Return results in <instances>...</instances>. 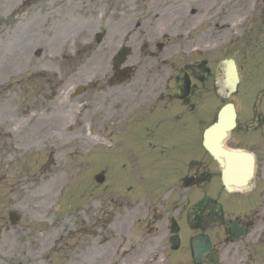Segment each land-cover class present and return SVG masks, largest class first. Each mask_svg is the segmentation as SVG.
<instances>
[{"label":"flooded vegetation","instance_id":"1","mask_svg":"<svg viewBox=\"0 0 264 264\" xmlns=\"http://www.w3.org/2000/svg\"><path fill=\"white\" fill-rule=\"evenodd\" d=\"M67 2L51 8L49 0L27 1L31 59L40 60L46 53L44 48L49 55L50 49L63 53L69 45L79 64V69L72 73L37 75L39 91L35 98L30 96L31 114L59 105L64 111L75 108L78 112V108H84L80 114L85 116H110L111 125H122L118 132L110 131V135L113 137L117 132L127 151L122 167L126 170V163H130L129 175L144 172L150 165L156 170L161 159L173 167V159L178 157L190 162L188 171L194 169V175L186 181L192 187L197 188L203 182L216 190L218 198L224 194L222 207L212 199L205 203L197 200L188 210L177 214L179 208L172 201L173 187L160 197L157 195L166 187H123L126 220L135 218L141 223L138 226L144 242L139 244L143 248L173 255L174 264H196L191 249L194 235L190 231L196 235L209 231L202 219L205 212L212 216L213 226L224 232L213 238L214 261L209 255L200 264H264V111L260 110L255 119L257 127L243 132L256 161L254 178L248 185L251 191L242 197H238V192L231 196L225 191L220 168L212 157L203 154L199 164L197 158H192L191 138L195 136L185 120L189 116L200 125L208 123V108L223 105L229 96L220 58H225L235 44L232 38L225 39L228 25L223 20L232 13L230 0H221L219 6L214 0H104L100 16L97 0ZM62 30L66 32L58 36ZM121 48H127L129 53L122 58V69L130 72L126 79L117 67ZM95 57L106 61L104 73L78 72L90 69ZM66 59L70 58L63 54L59 71ZM34 77L29 75L27 81ZM59 99L66 104L59 103ZM173 122L183 126L173 128ZM250 131L253 134L261 131L262 135L255 136ZM189 132L190 136L182 137ZM242 178H248L247 171ZM216 179L222 187L215 186ZM136 194L137 211L130 210L129 195ZM174 219L179 227L172 232ZM177 232L179 248L173 250L171 240ZM131 258L132 264L141 259L140 255Z\"/></svg>","mask_w":264,"mask_h":264},{"label":"rangeland","instance_id":"2","mask_svg":"<svg viewBox=\"0 0 264 264\" xmlns=\"http://www.w3.org/2000/svg\"><path fill=\"white\" fill-rule=\"evenodd\" d=\"M27 1L0 0V264H132L135 255H140L138 264H174L167 254L139 244L144 242L143 234L137 219L126 220L122 192L127 185H168L157 197L173 187V206L177 205V214H182L196 195L194 191L190 197L180 185L186 171L184 160L173 159V173L160 160L157 170L150 165L144 172L129 175L132 166L128 164L123 170L119 163L127 153L117 133L122 125H111L110 116H85L80 114L84 108L64 111L59 105L31 114L30 96L35 98L39 91L37 75L72 73L79 64L69 45L63 53L50 49L49 55L44 48L46 53L40 60L31 59ZM214 2L219 6L221 0ZM230 2L232 13L223 20L229 26L225 39L234 40L229 54L245 65L253 51L249 53L238 39L255 18L264 14L263 0ZM63 3L68 4L67 0H49L51 8ZM104 7V0H97L98 16ZM259 48L262 54L253 55L254 62L259 63L246 66L242 72L235 99L239 108L246 109L264 92V46ZM63 54L70 59L62 62L59 71ZM105 62L95 57L90 69L78 72L104 73ZM29 75L35 77L28 82ZM58 102L66 104L61 99ZM181 126L173 122V128ZM197 126L193 124L194 132ZM113 129L117 132L111 137ZM200 142L199 135L191 138L195 158L202 154ZM99 174L106 176L102 184L95 181ZM137 196L129 195L130 210L137 211ZM11 210L22 216L17 227L10 223Z\"/></svg>","mask_w":264,"mask_h":264},{"label":"water","instance_id":"3","mask_svg":"<svg viewBox=\"0 0 264 264\" xmlns=\"http://www.w3.org/2000/svg\"><path fill=\"white\" fill-rule=\"evenodd\" d=\"M219 121L218 124L214 125L210 129V131L207 133V142L206 146L213 151L212 144L220 142L221 140H224L232 129L235 128V118L236 115H234L232 106H228L225 108L220 114H219ZM97 180L99 182H103V177H98ZM11 220L13 224H16L19 221V215L15 211L10 213ZM194 248L196 250V254H200L199 250H201V242L199 240H196L194 242Z\"/></svg>","mask_w":264,"mask_h":264}]
</instances>
